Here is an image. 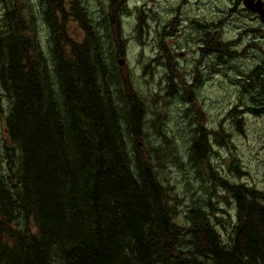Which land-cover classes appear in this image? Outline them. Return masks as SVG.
<instances>
[{
  "label": "trees",
  "instance_id": "trees-1",
  "mask_svg": "<svg viewBox=\"0 0 264 264\" xmlns=\"http://www.w3.org/2000/svg\"><path fill=\"white\" fill-rule=\"evenodd\" d=\"M68 1L39 0L47 7L41 16L49 45L41 41L44 27L33 6L28 28L0 10V264H264V191L226 179L213 165L212 142L226 146V137L204 123L194 86L178 90L173 79L184 85V77L167 53L152 59L166 64V96L188 105L195 135L186 158L166 135L168 153L146 143L147 105L130 86L132 73L116 66L125 64L128 43L119 15L131 12L112 1L108 20L97 23L85 0ZM71 22L84 31L82 43L69 35ZM99 26L114 49L110 56ZM138 26H147L142 17ZM257 85L262 103L253 106L260 109L262 79ZM121 125L137 139L136 153L124 147ZM163 125L161 118L154 123L161 136ZM165 158L179 169L193 162L215 194L233 201L235 222L226 238L219 228L226 229L230 215L216 216L210 199L208 211L203 201L186 203L160 181L157 167ZM230 171L244 174L235 161Z\"/></svg>",
  "mask_w": 264,
  "mask_h": 264
},
{
  "label": "rangeland",
  "instance_id": "rangeland-1",
  "mask_svg": "<svg viewBox=\"0 0 264 264\" xmlns=\"http://www.w3.org/2000/svg\"><path fill=\"white\" fill-rule=\"evenodd\" d=\"M112 1H114V5L122 2L124 5L122 9L131 12L125 15L121 11L119 15V22L122 25V39L125 38L128 43L126 46V58L124 59L125 64L118 65L116 61V66L118 71L126 68L132 73L130 86L135 88L137 93L144 98L145 105H147V122L142 125L146 143L153 147L161 146L163 153H168L163 138L166 135L172 139L176 150H180L182 157L186 158L189 155L188 149L191 145V140L195 135L193 132L194 126L190 125L192 124L190 121L191 117H189L191 114L189 112L190 115L186 114V105L179 104L182 97L177 98L175 102H171L166 96L168 94L170 75L166 71L162 73L165 69L164 63L158 65L152 62V59L156 58V40L162 32L158 25L162 26L166 22H171L173 24V38L168 41L163 37V40L166 43L169 42L171 48L179 53L186 50L184 56H178V63L189 68L190 73H184L186 79L192 81L196 74L193 73V69L199 67L202 84L199 87L197 86V90L194 89L196 87L192 88V91H196L195 100L201 106L203 104L204 123L210 129L220 128L221 135L224 134L226 137V146H220L215 141L212 142L213 155L211 158L213 165L218 169L220 175L226 179L236 183H245L264 191V116L253 115L247 108V106L262 103L259 96L262 92V86L257 85L256 80L254 82L250 79L247 80L245 73L252 70L257 62L244 60L234 62L229 68H226L216 63V57L214 59L209 58L210 64L215 68L220 69L223 67L224 70H227L226 73L224 71L222 73L209 72L205 66V59H202L201 66H198L200 58L197 54V44H190L198 36L196 30L186 28L194 20L205 19V22L217 20L220 12L228 6L227 0H189L188 3H184L183 0H85V6L95 22L104 23V20L107 21L110 17L111 6H114ZM70 3L69 0V6ZM43 5L47 8L39 0H30V12L31 6H33L34 12L38 16L40 28L44 27L41 32V41L43 40L46 45H49L48 23L47 21L44 22L41 16ZM4 9L12 12L14 22L15 18L18 20L23 18L26 23L24 20L25 0H0V10ZM175 16L176 19H174ZM140 17H142L144 24L147 25L143 30L138 29ZM26 18L28 21V17ZM29 20H31V16ZM237 25L238 20L236 19L227 25V31L230 35H233L234 28ZM249 26L252 28L251 25ZM26 27L28 28L29 25L26 24ZM3 30H7V28ZM67 30L75 41L82 43L85 40L86 35L78 23L71 22L70 25H67ZM97 31L106 54L110 56L114 53V49H112L110 42L107 40L104 28L99 26ZM140 35L143 36V40H139ZM201 38H199L198 43H201ZM49 48L51 52V45ZM154 64L155 68H157L156 72H154ZM147 67L149 69H146ZM230 70L235 71V73L229 72ZM120 74L124 73H118L119 76ZM242 74L244 75L241 76ZM236 79L241 87H247L244 91L235 86L234 82ZM117 85L122 87V81ZM254 89L259 90V92L252 93ZM112 90L114 91V89ZM156 95L159 97H156ZM236 107L242 111H238L236 117H231L229 112ZM120 108L121 106H119ZM130 109L131 107L124 106L122 112H130ZM158 118H161L164 123L161 131L162 136L154 126ZM240 124L241 128L239 127ZM120 128L124 129V134H127L130 138L123 134L124 147L127 151L131 150L136 153L134 142L137 139L134 134L124 125H121ZM146 143L136 146L140 149V152L145 148ZM169 161L176 163V160L165 158L162 161V165L157 167L160 181L164 185L169 184L170 187H174L176 198H184L186 203H189L191 198L198 200L200 203L203 201V208L208 211V200L210 199L217 210L215 212L216 216L227 219V215H230L232 221H227L226 229L219 228L223 237L226 238L227 233L231 232L235 222L233 201L229 200V202H226L221 199L219 190L215 194L206 181L205 176H200L198 168L191 167V165L194 166L193 162L189 166L188 162H186V166L183 169H179ZM233 161L237 162L241 167L244 173L241 177L230 171ZM183 162H185L184 159ZM160 166L163 168H160ZM184 209L186 208L184 207ZM222 211L229 212V214H225Z\"/></svg>",
  "mask_w": 264,
  "mask_h": 264
},
{
  "label": "flooded vegetation",
  "instance_id": "flooded-vegetation-1",
  "mask_svg": "<svg viewBox=\"0 0 264 264\" xmlns=\"http://www.w3.org/2000/svg\"><path fill=\"white\" fill-rule=\"evenodd\" d=\"M188 1L189 0H183L184 3H188ZM227 5L228 6L226 9L222 10L221 12L218 10V12H220V16L217 20L208 22H205V19L198 21L194 20L191 21L192 23L188 27H186L189 28V30H196L198 34V36L194 39V42L190 43L197 44V54L200 58L198 66H201L202 59H205V66L209 72L222 73L224 71L226 73L227 70H224L223 67L229 68L234 62L254 60L257 62L254 68L245 72L247 75V80L250 79L253 82L256 80L257 84L259 80L262 79V82L264 83V17L252 10L259 9L261 12H263L264 0H227ZM4 10L9 12L8 9ZM12 11H14V9H12ZM176 16L174 19H176ZM26 17H28V21ZM29 19L30 0H25L24 20L26 21L27 25H29ZM234 19L238 20V25L234 28L233 35H230V33L227 31V25ZM157 23L159 22L157 21ZM172 25L173 24L171 22H166L162 26L158 25V27L162 29V32L159 34V37L156 41V48L158 52L156 59L164 56L162 55L164 53L168 54L170 60L180 72V77H184V85H180L178 83V79H173V82L179 91H181L180 89L185 86L189 87L193 85L194 87H199L202 84L201 76L199 74V67L193 69V73L196 74L194 75L192 81H190L186 79L184 75V73H190L189 68L178 63V56H184L186 50L180 51L179 53L178 51H175L171 48L169 42L166 43V41L163 40V37L168 41L173 38ZM249 25H251L252 28H250ZM199 38H201V43H198ZM163 43L167 44L166 50H164L162 47ZM212 45L218 49L213 48ZM215 57L216 63L220 66H223L220 69L215 68L212 64H210V59H214ZM229 72L235 73L233 70H230ZM243 75L244 74L241 76ZM189 82H192V84ZM234 84L242 91L247 88L246 86L241 87L237 79ZM247 108L248 111L253 115L264 116V111L261 110V108H264V104H262L260 109L254 107L253 105L247 106ZM234 109H232V111ZM253 109H259L258 114L254 113L252 111ZM238 111L242 110L238 109Z\"/></svg>",
  "mask_w": 264,
  "mask_h": 264
},
{
  "label": "water",
  "instance_id": "water-1",
  "mask_svg": "<svg viewBox=\"0 0 264 264\" xmlns=\"http://www.w3.org/2000/svg\"><path fill=\"white\" fill-rule=\"evenodd\" d=\"M257 8H258V7H257ZM252 10H254V12H257V13L262 14L261 11H260L259 9H252ZM119 63H120L121 65H123V64H124V61H120Z\"/></svg>",
  "mask_w": 264,
  "mask_h": 264
}]
</instances>
